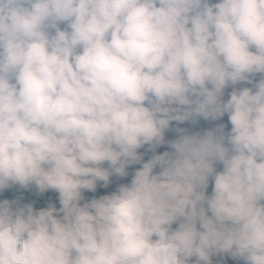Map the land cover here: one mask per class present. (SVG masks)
Returning <instances> with one entry per match:
<instances>
[{
    "label": "clouds",
    "instance_id": "clouds-1",
    "mask_svg": "<svg viewBox=\"0 0 264 264\" xmlns=\"http://www.w3.org/2000/svg\"><path fill=\"white\" fill-rule=\"evenodd\" d=\"M225 115L226 134L176 129L142 163L172 121ZM13 186L59 208L0 200V264H264V0H0V193Z\"/></svg>",
    "mask_w": 264,
    "mask_h": 264
},
{
    "label": "rangeland",
    "instance_id": "rangeland-1",
    "mask_svg": "<svg viewBox=\"0 0 264 264\" xmlns=\"http://www.w3.org/2000/svg\"><path fill=\"white\" fill-rule=\"evenodd\" d=\"M218 0H210V3H216ZM260 79V76L257 75L256 77H253V83L252 84H237L235 86L229 85L224 90V95L222 97L223 100H227L229 98V93L235 89L239 90L243 87H251L254 90V84L257 83ZM175 107V106H174ZM225 125V134L230 131L231 125L228 123L227 115L222 117L219 120L212 121V120H204L202 117H196L194 121H185L184 123H178L176 121H172L169 130L165 132V141L166 143L157 147L154 151L150 150L148 145L143 146L141 149L138 150V154L142 155V163L147 162L151 157L155 155L162 154L165 151H171V149L168 147L167 142L175 140L180 135L179 132L176 131V129H184L186 130V134H203L206 131L213 130L217 128L219 125ZM107 165H105L106 167ZM141 167L140 164H134L131 165L127 171L129 173L128 176L124 178L119 177H111V183L107 188H103L100 185L97 186V191L95 193H89L85 192V200H90L92 198H99L100 196L107 195L112 193L116 190V188L120 184H127L130 183V180L132 178V174L135 170L139 169ZM217 171L222 170V165L217 164L216 165ZM156 171H159V169H156ZM212 191V182L209 181V187L207 189L206 194L210 195ZM58 194L56 193H45V194H39L36 192V190L33 188L30 189H21L19 186H13L9 189H6L3 193H0V200L8 199L9 201H16L18 204H28L31 203L34 207V209L39 210L41 208L47 207L49 203L55 204L57 208H59V202L57 200ZM83 203V202H82ZM178 225L174 224L172 227L175 229ZM212 264H244V261L242 259L236 258L233 259L232 257L228 256L227 254H216L211 257ZM195 258L193 257L190 261V264H194Z\"/></svg>",
    "mask_w": 264,
    "mask_h": 264
}]
</instances>
